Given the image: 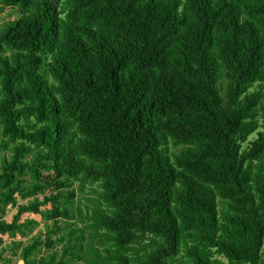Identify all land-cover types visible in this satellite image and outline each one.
Segmentation results:
<instances>
[{"label":"trees","instance_id":"trees-1","mask_svg":"<svg viewBox=\"0 0 264 264\" xmlns=\"http://www.w3.org/2000/svg\"><path fill=\"white\" fill-rule=\"evenodd\" d=\"M6 8L0 264H264V0Z\"/></svg>","mask_w":264,"mask_h":264},{"label":"rangeland","instance_id":"rangeland-1","mask_svg":"<svg viewBox=\"0 0 264 264\" xmlns=\"http://www.w3.org/2000/svg\"><path fill=\"white\" fill-rule=\"evenodd\" d=\"M16 17V13L15 12H11L8 8H6L2 13H0V25H2V23L5 21V20H8V19H12ZM255 136V134L252 135V138ZM173 151H178L179 150V147H176L174 149H172ZM48 175H45L44 176V179L47 178ZM88 191V189H86V191H84L83 193H81L78 197H77V200L81 203V205H83L84 201H85V198L84 196L86 195V192ZM47 192V191H46ZM39 198H41V195H39ZM31 199V198H30ZM20 202H23L22 200H19ZM15 208L11 209V208H8L6 210V213L4 215V218H7L9 219L11 217V215L13 214ZM25 216H29V217H33L37 220L40 221V224L36 227V229L33 231V233L31 234V236H35L40 230L42 231L44 229V221H41V217L39 214H34V213H25L23 214L22 218L25 217ZM8 242V241H7ZM263 251H264V247H263ZM20 255V254H19ZM14 262L16 264H24L23 261L21 259H19V256H16L14 258Z\"/></svg>","mask_w":264,"mask_h":264}]
</instances>
